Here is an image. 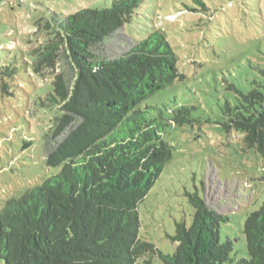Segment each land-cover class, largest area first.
I'll list each match as a JSON object with an SVG mask.
<instances>
[{
  "label": "trees",
  "instance_id": "trees-1",
  "mask_svg": "<svg viewBox=\"0 0 264 264\" xmlns=\"http://www.w3.org/2000/svg\"><path fill=\"white\" fill-rule=\"evenodd\" d=\"M142 0L83 7L37 22L43 42L25 60L30 74L52 82L43 106L62 114L46 135L47 164L60 171L0 210V259L5 264H264V203L248 215V257L236 260L234 242L222 240L227 216L197 196L191 226L178 223L173 254L140 237L139 205L173 158L166 123L145 102L183 78L165 32L149 35L115 58L99 49L132 23ZM21 69L0 66L3 96L13 95ZM223 108V126L244 134L264 158V84ZM193 106H177L170 121L192 124Z\"/></svg>",
  "mask_w": 264,
  "mask_h": 264
},
{
  "label": "rangeland",
  "instance_id": "rangeland-1",
  "mask_svg": "<svg viewBox=\"0 0 264 264\" xmlns=\"http://www.w3.org/2000/svg\"><path fill=\"white\" fill-rule=\"evenodd\" d=\"M114 1L0 0V66L17 63L21 69L13 95L3 96L0 89V210L61 169L47 164L46 135L62 111L39 99L52 82L33 77L24 63L31 61L30 48L43 42L37 22ZM155 27L167 35L184 77L145 102L168 122L163 136L174 153L139 205L140 237L173 254L177 243L171 236L178 223L192 225L191 197L197 196L227 216L222 240H233L236 260L246 258L245 221L264 203V158L246 146L243 133L225 129L223 108L236 101L237 90L264 84V0H142L134 21L98 53L118 57ZM182 105L195 107L192 124L170 121ZM154 264L164 262L157 257Z\"/></svg>",
  "mask_w": 264,
  "mask_h": 264
}]
</instances>
